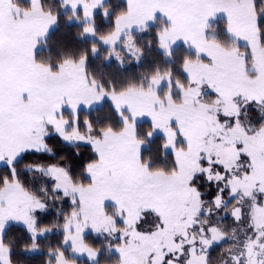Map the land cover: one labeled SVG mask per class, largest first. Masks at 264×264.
Wrapping results in <instances>:
<instances>
[{"label": "snow or ice", "instance_id": "1", "mask_svg": "<svg viewBox=\"0 0 264 264\" xmlns=\"http://www.w3.org/2000/svg\"><path fill=\"white\" fill-rule=\"evenodd\" d=\"M35 253L264 264V0H0V264Z\"/></svg>", "mask_w": 264, "mask_h": 264}, {"label": "trees", "instance_id": "2", "mask_svg": "<svg viewBox=\"0 0 264 264\" xmlns=\"http://www.w3.org/2000/svg\"><path fill=\"white\" fill-rule=\"evenodd\" d=\"M121 2H123V0H121ZM106 25L107 22H105V26ZM75 31L76 28L74 26L71 29H69V28H65L63 24H61L60 31L54 32L53 39L59 38L61 34L64 33L66 34L67 40H69L71 43L83 45L84 44L83 41H76L73 39V35ZM154 57H155V53L146 52V59L140 64L136 63L135 61H132V62H126L123 67H119L118 62L113 60L110 63H104L103 65H100L99 70L106 73L118 74L120 76H132L142 72L146 67H148L149 63L152 61ZM96 63L99 65V61H96ZM144 127H146V125H144ZM85 155H87V152H85ZM16 230L17 229L14 226L12 229H10V233L15 232ZM59 238L60 237L58 235L52 234L47 237V241H50L53 244H55V242ZM87 239L89 242H93L95 240L94 236L91 233L87 235ZM216 251L218 252L219 249H217ZM32 255L34 256L33 264H40V261L43 259V257L39 253H35ZM213 255L215 256V253H213Z\"/></svg>", "mask_w": 264, "mask_h": 264}]
</instances>
